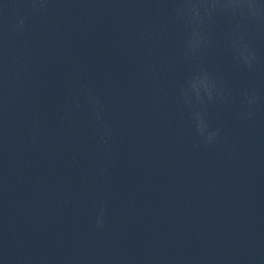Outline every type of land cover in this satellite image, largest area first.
<instances>
[{
	"label": "clouds",
	"instance_id": "obj_1",
	"mask_svg": "<svg viewBox=\"0 0 264 264\" xmlns=\"http://www.w3.org/2000/svg\"><path fill=\"white\" fill-rule=\"evenodd\" d=\"M51 3L52 0H23V6H20L17 0H6L0 7V116L7 113L13 85L18 87L29 71L28 20L31 16L46 14ZM166 3L170 5L166 9L169 22L183 29L181 46L178 55L169 58L166 64H149L145 76L148 80L156 79L159 72L176 62L190 66L187 76L175 86L177 109L187 114L197 147L212 148L220 142L222 130L213 126L210 109L238 99L240 119L254 121L256 110L264 104V92L256 87L235 92L221 75L208 67L205 54L214 46H221L230 51L236 67L249 73L256 72L260 60L255 41L264 37V0H166ZM9 12L13 18L11 25L3 19ZM218 25H223L219 33L216 31ZM167 26L163 25V30ZM9 36L22 40L23 46L11 49ZM140 39L147 45L149 41L155 43L156 37L146 30L140 34ZM157 104L158 101H154V106ZM82 107L91 111L97 149L104 158H109L115 131L106 121L104 102L94 87L85 81H78L62 118L70 119ZM39 130L40 121L33 118L29 129L32 143L39 139ZM223 139L227 144V139ZM107 172L106 166L98 169L101 176ZM68 203L69 200H62V205ZM108 218L107 202L101 200L95 208L94 229L102 232ZM71 264L78 262L73 260ZM158 264L166 262L159 261Z\"/></svg>",
	"mask_w": 264,
	"mask_h": 264
}]
</instances>
